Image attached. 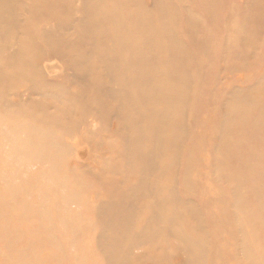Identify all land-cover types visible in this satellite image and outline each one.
Masks as SVG:
<instances>
[{
	"label": "rangeland",
	"instance_id": "obj_1",
	"mask_svg": "<svg viewBox=\"0 0 264 264\" xmlns=\"http://www.w3.org/2000/svg\"><path fill=\"white\" fill-rule=\"evenodd\" d=\"M0 264H264V0H0Z\"/></svg>",
	"mask_w": 264,
	"mask_h": 264
},
{
	"label": "bare ground",
	"instance_id": "obj_2",
	"mask_svg": "<svg viewBox=\"0 0 264 264\" xmlns=\"http://www.w3.org/2000/svg\"><path fill=\"white\" fill-rule=\"evenodd\" d=\"M134 14H135V12H132L131 9L123 11V16H124V18H125V16H126L128 19H134L136 23H135L133 26H136V25L139 24L141 18H140L139 16L134 15ZM119 30H122V32H124L122 28H119ZM129 66H131L132 68H134V69H136V70L138 69V65H137V63L129 64ZM136 93H137L138 95H149V94H143V92H142V90H141L140 88H138V89L136 90ZM158 112H159V111L153 113V110H152V109L147 110V111H146V119H147V120H145V118H144V120H145V121H148L149 123H154V122H156V118H155V116L158 114ZM160 132H161V131H160ZM156 160H157V159H156Z\"/></svg>",
	"mask_w": 264,
	"mask_h": 264
}]
</instances>
